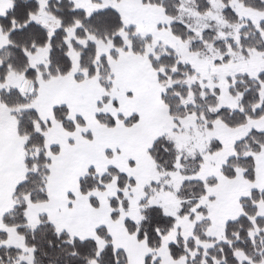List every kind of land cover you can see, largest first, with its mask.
Masks as SVG:
<instances>
[{"label":"snow or ice","instance_id":"1","mask_svg":"<svg viewBox=\"0 0 264 264\" xmlns=\"http://www.w3.org/2000/svg\"><path fill=\"white\" fill-rule=\"evenodd\" d=\"M0 264H264V0H0Z\"/></svg>","mask_w":264,"mask_h":264}]
</instances>
